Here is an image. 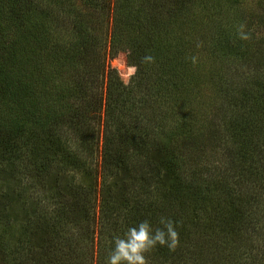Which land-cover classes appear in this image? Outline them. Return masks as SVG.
<instances>
[{
	"label": "trees",
	"instance_id": "trees-1",
	"mask_svg": "<svg viewBox=\"0 0 264 264\" xmlns=\"http://www.w3.org/2000/svg\"><path fill=\"white\" fill-rule=\"evenodd\" d=\"M77 1L63 17L58 0H0V264H105L114 237L161 217L179 243L158 245L147 264H264V83H232L221 104L226 182L179 179L173 153L201 134L195 113L215 98L203 88L231 46L223 29L208 31L206 0ZM119 53L137 69L128 84L107 65ZM157 166L156 183L114 193L122 175ZM37 232L47 238L35 245Z\"/></svg>",
	"mask_w": 264,
	"mask_h": 264
},
{
	"label": "rangeland",
	"instance_id": "rangeland-1",
	"mask_svg": "<svg viewBox=\"0 0 264 264\" xmlns=\"http://www.w3.org/2000/svg\"><path fill=\"white\" fill-rule=\"evenodd\" d=\"M56 6L58 8V13H62L63 17L64 11L72 10V15H74V11L77 13L80 9L77 0H58ZM85 12H88L87 15H89H85V17L89 20H93V23L98 24L96 26L100 30L106 28L104 22L97 21L100 17L95 15L92 10H86ZM202 15L204 18L208 17L211 21L207 26L208 31L212 30L216 35L220 29H223L222 37L227 40L225 45L231 46H225L227 52H225L224 59H227V61L223 60V66L217 65V68H220L219 75L217 78H214L212 84H207L203 88V96L209 95L215 98L211 99V105L207 107L202 105L201 109L199 108V111H196L195 113L197 116L203 113L201 122L199 120V124H201V134L198 135L194 133L195 137H189L188 140H184L183 142L177 141L173 147V153L177 155L181 161L178 170V173L180 174L179 179L186 181L195 179L202 181L204 184H213L216 182H226L229 179L228 175L230 174L228 156L223 149L224 140L221 138L218 129V121L221 115L227 113L225 102L223 105L221 104L224 99L230 100L229 98H226V96H228L226 93L229 95L232 93V83L236 84L235 91H240L241 82L249 81L250 79H252L253 82L257 81L260 84L264 83V0H206ZM240 25L244 26V31L249 35L248 40H241L239 38L238 28ZM108 30L107 35L109 33ZM212 36H214V33H212ZM207 37H210V34H207ZM254 41L260 43L258 44V49H253V52L250 51L247 53V51H249L247 46L251 45ZM234 45H238L237 48H234ZM238 50L239 54L237 55L236 53ZM107 65L117 72L124 84L129 83L133 74L129 75L128 70L132 65L129 63L127 54L119 53L108 58ZM227 82L229 84V90L227 88H218L219 95L216 97V91L215 89H212V85L218 86ZM104 87L105 82H103L101 86L100 84L97 85V89L98 91H102V95H104ZM151 120L152 121L149 123L156 122L153 121V119ZM102 124L103 114L101 111L99 114V125L97 126L95 124V131L98 130L99 148L101 146L103 135ZM85 125L88 127V124L85 123ZM160 128L163 127L160 126ZM92 135L93 134H90V136ZM95 164L96 169L93 170V175L96 176L95 179L99 183L103 180L100 167V154H98ZM163 170L164 169L160 166H157V168L146 167L144 170L136 169V174H132L130 177L128 175H122L119 180H124L123 182L125 183L121 185V188L116 187L114 193L120 195L124 189L125 192L128 190L129 192H133L139 187V185H142L143 187L145 182L154 184L157 182L156 179L158 177H164ZM133 176L136 178L134 179ZM105 181L107 180L105 179ZM94 210L97 213L98 206L95 205ZM46 238V236L37 232L33 241L35 245H38L39 243L46 241ZM259 247L262 248L261 245H259ZM87 259L90 262V258Z\"/></svg>",
	"mask_w": 264,
	"mask_h": 264
},
{
	"label": "clouds",
	"instance_id": "clouds-1",
	"mask_svg": "<svg viewBox=\"0 0 264 264\" xmlns=\"http://www.w3.org/2000/svg\"><path fill=\"white\" fill-rule=\"evenodd\" d=\"M241 40H248L249 35L244 31V26L238 28ZM154 57L146 55L143 63L151 64ZM136 66L129 67V75L136 72ZM161 227L153 228L149 220L129 226L122 236L113 238V246L106 257L105 264H147L146 253L158 245L175 250L179 243V233L176 223L167 217L160 218Z\"/></svg>",
	"mask_w": 264,
	"mask_h": 264
}]
</instances>
